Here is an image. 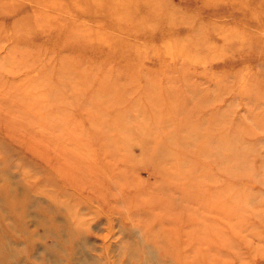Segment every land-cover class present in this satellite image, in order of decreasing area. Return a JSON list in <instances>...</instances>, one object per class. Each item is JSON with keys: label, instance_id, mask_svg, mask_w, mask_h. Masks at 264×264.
<instances>
[{"label": "rangeland", "instance_id": "374dc122", "mask_svg": "<svg viewBox=\"0 0 264 264\" xmlns=\"http://www.w3.org/2000/svg\"><path fill=\"white\" fill-rule=\"evenodd\" d=\"M38 1L0 13V169L45 197L28 211L73 206L65 163L96 186L99 264H264V0Z\"/></svg>", "mask_w": 264, "mask_h": 264}, {"label": "bare ground", "instance_id": "6f19581e", "mask_svg": "<svg viewBox=\"0 0 264 264\" xmlns=\"http://www.w3.org/2000/svg\"><path fill=\"white\" fill-rule=\"evenodd\" d=\"M55 1L58 2L57 4H60V5L63 4V3H60V2H63L62 0H52L53 3L50 2V4H54ZM38 2L44 4L43 0L38 1ZM16 6H17V4H16L15 0H0V13H6V12L14 11L16 9ZM33 12L35 13V15L33 14V17H31L33 22L37 23L36 25H40L41 23H39V21H37L36 19H37V17L39 18V17L43 16L42 12L40 10L37 12L34 10ZM27 17H28V15L26 14L25 19H27ZM71 21H72L71 26H73L75 24V20H71ZM18 23H19L18 26H16L13 29L14 30L13 31L14 37L18 36L21 32L20 25L23 26V24H21V20ZM63 23L64 22H62V20H61V22L58 21L59 26L60 25L63 26ZM52 25L55 26L54 24H52ZM50 26H51V24H50ZM86 34H87L86 32L78 33L75 37L76 38H82V37L86 36ZM80 36H82V37H80ZM8 55H10V54H8ZM11 71H13V70H11ZM11 71H9V73H12ZM21 79H24V78H21ZM10 86L14 87L15 85L11 84ZM29 87H32V86H29ZM29 87H27V88H29ZM16 90H17L16 92H20L21 94H23L25 96H26V93L32 91V90H28V89H24V91L23 90L18 91V89H16ZM10 92L13 93L12 95H14V93H16L15 91H12V90L8 91L7 93L6 92L5 93L1 92V93L3 95L7 96ZM21 102L22 101L19 100L17 105L25 107V109H23V111H25L26 113H29L27 111V109L29 108L27 103H25V105H21L20 104ZM36 107H38V105H36ZM17 115H20V114H17ZM27 122H29V120ZM20 124L22 126L23 125L25 126L27 123L26 122H20ZM55 139H57V138H55ZM39 141L42 144L44 143L43 139H40ZM75 159H77L76 162L79 163V161H78L79 159L77 156L75 157ZM69 160H72V159H69ZM56 167H57V170L55 172L58 176L57 182H58L59 186L64 188L68 177L74 179L73 182H71L72 183L70 185L71 187L68 188V190L66 192L63 190L64 191L63 194H65L68 199L73 201V206L70 207V205L67 204V202H65L66 200L62 201L63 204L60 205V207H55V205L52 204V206L55 207L54 209H56V211L53 214H51V213L45 214L44 212H40V211H33V212L28 211V208L30 206L36 204L37 201L40 203H42L43 201L45 202V197L41 196V193H38V194L33 193L34 189H32V186L34 187V184H33L32 180L29 176H26L23 173H19V172L16 173L14 171H12V173H8L5 170L2 171L0 169V264H57L58 262L59 263L64 262L65 264H69V263L70 264H99L98 260L101 259L100 256L91 255L87 251L83 250V247H81L83 244L88 245L90 243V240H87L88 238L86 236H84V231H82V229H80L81 228L80 227V225H81V222H80L81 212L79 211V209L81 208V206H80L81 202H83L85 205L83 207L84 209L88 210L89 212L93 211L94 215L98 214L97 210L100 211V209H93V207L91 206V203L89 202L90 199L89 200L86 198L82 199V197L80 196V192L85 190V187H89L93 191V190H95L96 186L92 183V181L91 182L88 181V177H86L87 174L85 176H83L81 174V171H80L79 167H77V166H73V165L68 166L65 163L64 164L60 163L59 166H56ZM167 168H169V167H167ZM176 169L178 170V168H176ZM77 170H78L80 176L76 174ZM120 175H122V173ZM168 175H170V174H168ZM171 175H172V173H171ZM92 179L94 182V179H95L94 175L91 177V180ZM177 182H176V184H177ZM173 184H171V185H173ZM123 187H125V186H123ZM102 188H104V187H102ZM182 189H183V187H182ZM76 190L79 193L76 192ZM88 193L92 194L90 192H88ZM118 194H119V192H118ZM68 196L69 197L71 196V197L69 198ZM63 197H65V196L63 195ZM119 197H121L120 194H119ZM62 199H64V198H62ZM83 200H85V201H83ZM116 201H118V200H116ZM54 203H55V201H54ZM112 203L105 201V200L102 201V205H105V209L108 210V212H110V209H112V207L114 209V205ZM160 204H162V202ZM144 205H145V203H144ZM148 205H150V204H148ZM151 206H152V204H151ZM155 207L156 206H154V209H155ZM83 208H81V209H83ZM149 209H150V207H149ZM157 209H159V208H157ZM63 210H65L67 212L66 215L63 213ZM165 210H167V209H165ZM188 210H189V208L187 209V211ZM116 211H118V210H116ZM123 211L125 212V210H123ZM196 211H197V209H196ZM155 213H153V215ZM164 214H166V213H164ZM190 214H188V216ZM127 216H129V215H127ZM143 217L145 218V216H143ZM124 220H126V219H124ZM159 220H158V222H159ZM178 220H179V218H178ZM144 221H145V219H144ZM144 221H143V223H145ZM170 221H171V219H170ZM109 222H110V220H109ZM137 222H138V220H137ZM192 222H193V220H192ZM148 223L153 224V222L151 223V221H149ZM141 224H142V222H141ZM110 225H111V222H110ZM136 225H138V224H136ZM174 225L176 226V224H174ZM146 226H147L146 229L148 231V225H146ZM139 227H141V226L139 225ZM142 228H143V226H142ZM142 228H140V229H142ZM175 229H177V227ZM178 231H180V230H178ZM143 234H146V233H143ZM165 234L167 236H169V234H171V232L170 231H164V233H163L164 238H166ZM182 235H183V233H182ZM185 235H187V234H185ZM191 237H192V235H191ZM46 238L49 239V242L45 241ZM164 238H163V240H165ZM176 238H177V242H178L179 237H176ZM188 238H189V236L187 237V239H186V237L184 239L186 241L187 240L189 241ZM161 239H162V237H161ZM173 240H172V243H173ZM169 241H171V240H169ZM175 241L176 240H174V243H175ZM144 242H146V241H144ZM185 245H186V243H185ZM66 246L70 250V251H68V253L65 252V251H67L65 249V248H67ZM175 246H177V244ZM175 246H174V248H175ZM104 249H106V247ZM181 250H183V249H181ZM175 253H176V251H175ZM173 255H175V254L173 253ZM177 257H179V256H177ZM180 259L177 258V260H180ZM172 260L176 261V259H174V258ZM178 262H180V261H178ZM181 263H183V262H181ZM183 264H185V263H183Z\"/></svg>", "mask_w": 264, "mask_h": 264}]
</instances>
